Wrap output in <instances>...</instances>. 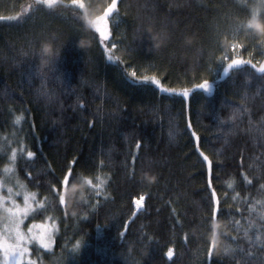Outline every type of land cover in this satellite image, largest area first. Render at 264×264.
Instances as JSON below:
<instances>
[{"label": "trees", "instance_id": "trees-1", "mask_svg": "<svg viewBox=\"0 0 264 264\" xmlns=\"http://www.w3.org/2000/svg\"><path fill=\"white\" fill-rule=\"evenodd\" d=\"M89 1L91 5L82 1L85 9L71 0L50 9L35 0H0V17H16L0 19V178L16 149V176L44 205L30 224L56 226L53 249L35 248L33 260L259 264L261 251L248 243L243 227L256 219L248 207L261 198L264 184L260 74L250 65L234 69L214 93L193 92L188 110L183 97L161 94L126 71L142 74L147 69L170 88L210 81L218 62L211 59L221 54L219 45L230 36L233 18L256 20L257 28H264V17L253 16L250 9L245 17L238 0H118L111 17L121 16L116 29L122 40L121 64L108 60L99 34L85 19V10L92 19L111 0ZM141 29L153 35L164 32L168 38L159 49L147 41L140 44L136 37ZM45 45L59 47L55 73L39 58ZM237 109L242 115L233 120ZM17 116L23 117L19 124ZM193 131L200 137L199 150ZM28 151L36 156L29 158ZM200 152L213 161L212 188L220 200L215 218L208 166ZM148 159L150 166L141 163ZM142 175L155 180L141 183ZM98 177L107 181L101 189L86 183L99 184ZM139 195H145V207L137 211L133 200ZM226 247L235 251L225 253ZM169 248L174 250L171 259Z\"/></svg>", "mask_w": 264, "mask_h": 264}, {"label": "snow or ice", "instance_id": "snow-or-ice-1", "mask_svg": "<svg viewBox=\"0 0 264 264\" xmlns=\"http://www.w3.org/2000/svg\"><path fill=\"white\" fill-rule=\"evenodd\" d=\"M37 5H43L47 8H56L63 4V0H35ZM73 5H78L79 8L85 9V5L82 0H71ZM238 4L242 5L240 8V12L246 17L248 15V10H251V14L256 16L260 14L264 17V0H238ZM118 10V0H111L110 4L107 5L103 14L97 16L94 20L89 19L87 16V11L85 10V19H87L88 24L95 29V31L99 34L100 43H104V41L109 40L112 36V31L109 27V17L112 13L117 12ZM0 19H16V17H0ZM234 24L232 26V40L229 41L228 37H224V43L219 45V41H217L218 45L221 48V55L219 57L213 56L211 62H215L219 60L220 66L223 67V73L225 76H228L229 71L232 69L242 70V66L250 65L252 69H255L256 73L260 74V78L264 80V62L253 63L252 59H244L242 56L239 55L238 50L245 48L244 43H237V38L241 34L243 35L244 39L249 41L250 46L259 44L260 46L264 47V35L257 34L253 31V24L250 20L245 21L241 19L240 16H236L233 18ZM243 30V31H242ZM137 40L140 44H143L147 41L153 48L159 49L161 44L168 38L167 34L161 32L158 35H153L150 29H141L137 35ZM117 49V44L112 43L111 48H105L106 52L108 53V60L119 62L121 64L124 63L120 57L114 55V51ZM135 49H133L134 51ZM48 51L46 45L41 49L39 52V58L42 61V65H48V71L55 73L56 71V59L59 55V47L53 49V54L51 56L46 55ZM233 54L231 58L229 57V52ZM252 53L249 52V56ZM226 65V66H224ZM126 74L133 78L134 80L144 83V82H151L155 86L159 88L161 92L179 95L185 98L187 101L188 98L192 95L193 91L195 90H203L205 92H211L213 89V83L209 81V79L204 78L201 83L194 84L193 88H183L179 92H177L174 88H166L161 85V81L157 78L156 75H143L137 76V72L133 69L130 72L126 71ZM248 75H252L249 73ZM41 79H46V74L41 71L40 73ZM59 79V77H56ZM45 96H48L47 91H43L42 93ZM51 98V97H49ZM242 115L239 109L234 112L232 119L235 120L237 115ZM23 119L22 116H17L15 119V123L19 124ZM188 128L191 129V121L188 123ZM171 135V133H170ZM192 136L195 138L197 142V149L199 150V141L200 137L196 134V132H192ZM135 148L139 151L141 148V143L137 141L135 143ZM22 151V149H21ZM17 156V150L13 149L11 151L10 161L14 164ZM27 156L29 158H34L36 156L35 152L28 151ZM200 156L203 158V161L208 166V187L212 188V178L211 172L213 167V161L209 158L208 155L204 154V152H200ZM132 163L135 164L137 160L136 154H131ZM73 164H76L77 161L73 160ZM103 161H100V164L103 165ZM142 164L151 165L153 162L151 159L142 160ZM5 173H11L14 171V168H5ZM71 168L69 169L68 175H71ZM31 175V173H29ZM100 183L93 185L92 180H87L86 183L93 186L97 190L101 189L106 180L99 178ZM155 180V177H148L147 175H142L140 177L141 183L151 184ZM245 180L249 185L252 184L251 180L247 179L245 175ZM19 183V181H18ZM63 184L66 186L68 184V176L66 175L63 179ZM6 187L5 183L0 180V190ZM23 187V185H21ZM229 187H232V184H229ZM9 195L7 197L0 194V213L4 215L0 216V258L3 260V264H37L35 260H32L31 257V249L29 245H32L33 242L37 243L40 248L51 251L53 247V234L55 231L56 226L52 225L51 228L45 227L44 225H35L33 224L31 227L28 228L27 233H25L21 226L24 223V220L37 209L33 207V204L30 203V200H35V194H24V206L21 207L18 205L13 199V195H20V193H13V189L11 187L7 188ZM239 194H237L238 196ZM259 195L261 198L254 199L248 207L249 216H255L256 219H248L247 227H243V233L245 239L251 244L253 247H258L261 251V257L259 260V264H264V184L260 185ZM211 198H212V206H211V213L212 217L215 218L216 215L220 212V200L217 197V193L214 188L211 191ZM236 199V197H233ZM60 202L64 203V196H60ZM133 203L137 209L140 211L145 207V195H139L138 198L133 200ZM10 204L11 206H7ZM40 208H43V203L39 204ZM135 215V213L133 214ZM257 220L259 223H257ZM236 225L238 227H242L239 221H236ZM39 228L40 230L37 232L35 229ZM125 232L127 231V225H124ZM123 232H118V236H123ZM187 239V237H185ZM79 247V244L76 245ZM215 248V241H213L212 247L207 250V258L211 259L213 256V249ZM235 251L231 248H225V253H230ZM243 252V249H240ZM169 259H171L174 255V250L169 248L167 254ZM247 255H253L252 253H247ZM27 258V259H26ZM239 264V262H237Z\"/></svg>", "mask_w": 264, "mask_h": 264}, {"label": "rangeland", "instance_id": "rangeland-1", "mask_svg": "<svg viewBox=\"0 0 264 264\" xmlns=\"http://www.w3.org/2000/svg\"><path fill=\"white\" fill-rule=\"evenodd\" d=\"M82 1H87L89 3V5H91V2L89 0H82ZM96 15H94V13L92 14V19L94 20L96 17H94ZM100 16V14L98 15ZM121 16H116V17H109V27L112 31V36L109 38L108 40V43H106V41H104L103 43V46L104 48H111V44L112 43H116L117 44V49L113 50L114 51V55L116 56H120V58H122L123 55V50H122V40H121V37L120 36H117V32H116V29H117V26L121 23ZM256 20H253L252 21V24H253V31H255L257 34H259L257 32V25H256ZM243 31V30H242ZM228 40L231 41L232 40V31L230 33V36L228 37ZM224 43V40L222 41ZM237 43H244L245 44V48H242V49H239L238 50V53L240 56H242L244 59H252L253 60V63H258V62H264V47L260 46L259 44H255V45H252L250 46L249 44V41L244 39L243 35L241 34L240 36H238L237 38ZM222 43V44H223ZM120 45V46H119ZM119 46V47H118ZM249 52L252 53L251 56H249ZM107 53V52H106ZM222 54V53H221ZM220 54V55H221ZM219 55V56H220ZM233 54L231 53V51L229 52V57L231 58ZM107 56H108V53H107ZM112 63H115L114 61H111ZM219 66V67H218ZM226 66V65H224ZM220 70V71H219ZM234 70V69H232ZM230 70L229 71V74L230 72L232 71ZM137 72V76H143V75H151L150 72L151 71H148L147 69L143 71V73L141 74L140 71H136ZM214 74H217L215 75L214 77L217 78L215 79L213 77L212 80H210V82L213 83V89L211 92H205V93H214L216 91V88H217V84L224 80L227 76L224 75L223 73V67L220 66V62L218 60L217 64L215 65L214 69H213V75ZM228 74V75H229ZM158 78V77H157ZM161 81V80H160ZM141 83V82H140ZM141 84H146V85H149V84H152L151 82H144V83H141ZM153 86H155L154 84H152ZM161 85L163 87H166V88H170L168 86H165L162 82H161ZM194 86V85H193ZM193 86L191 87H177V88H174L177 90V92H179L180 90H182L183 88H193ZM157 91L161 94H166V95H174V94H169V93H165V92H161L159 90V88L157 86H155ZM195 91H203V90H195ZM193 91V92H195ZM176 96H179V95H176ZM182 97V96H180ZM191 97V96H190ZM190 97L188 98V100L186 101L187 103V109L189 110V105H190ZM185 99V98H184ZM188 121H190V117H188ZM197 143V142H196ZM18 153V152H17ZM18 156V155H17ZM17 156H16V159H17ZM7 168H14V171L11 172V173H5L4 169H3V176L2 178H0V180H2L6 187H4L2 190H0V194H2L3 196L7 197L9 195L8 191H7V188L8 187H11L13 189V193H20V195H13V199H15L16 203L18 205H20L21 207L24 206V194L27 193V194H35L33 193L32 191H30L28 189V186H26V184L24 182H22L17 176H16V160L14 162V164L12 162H10V164L7 166ZM19 181V183H18ZM21 185H23V187H21ZM65 193H66V189H63V195L64 196V200H65ZM30 203L33 204V207L36 208L37 210L40 208L39 207V202H38V198L35 194V200H30ZM7 206H11L10 204H8ZM36 212V211H35ZM34 213V212H33ZM33 213H31L25 220H24V223L23 225L21 226L22 230L27 233V230L29 227H31L33 224L35 225H44L45 227H49L51 228L52 224L47 222V223H36V222H32L30 224L29 220L31 218V216L33 215ZM4 215L3 213H0V216ZM40 229L37 228L35 229V231H39ZM55 233H56V228H55V231H54V234H53V245H54V236H55ZM30 249H31V259L33 260V257H32V250H34L35 248H40L39 245L35 242H33L32 245H29ZM42 249V248H40ZM53 249V247H52ZM51 249V250H52ZM45 250V249H43ZM45 251H49V250H45ZM27 259V258H26ZM0 264H3V260L2 258H0Z\"/></svg>", "mask_w": 264, "mask_h": 264}, {"label": "clouds", "instance_id": "clouds-1", "mask_svg": "<svg viewBox=\"0 0 264 264\" xmlns=\"http://www.w3.org/2000/svg\"><path fill=\"white\" fill-rule=\"evenodd\" d=\"M257 32L260 35H264V28H257ZM48 51L46 52V55L51 56L53 54V46L52 45H46Z\"/></svg>", "mask_w": 264, "mask_h": 264}, {"label": "bare ground", "instance_id": "bare-ground-1", "mask_svg": "<svg viewBox=\"0 0 264 264\" xmlns=\"http://www.w3.org/2000/svg\"><path fill=\"white\" fill-rule=\"evenodd\" d=\"M7 46V45H6ZM219 67V66H218ZM220 71V70H219ZM215 75H217V74H214L213 76H215ZM215 78V77H214ZM215 79H217V78H215Z\"/></svg>", "mask_w": 264, "mask_h": 264}]
</instances>
